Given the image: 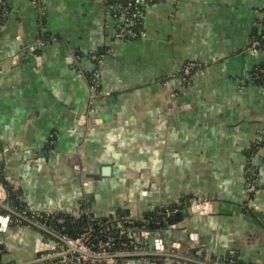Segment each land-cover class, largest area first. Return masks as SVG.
<instances>
[{"label": "crops", "instance_id": "1", "mask_svg": "<svg viewBox=\"0 0 264 264\" xmlns=\"http://www.w3.org/2000/svg\"><path fill=\"white\" fill-rule=\"evenodd\" d=\"M3 2L1 264H41L53 250L40 252V235L66 247L18 216L6 186L42 215L102 220L126 211L144 222L161 206L184 207L177 225L128 232L147 258L108 264H208L232 254L264 264V90L252 77L264 57L250 46L264 0H158L137 40L117 37L105 0ZM189 64L200 66L184 82ZM252 146L261 187L253 198ZM194 199L213 213H192Z\"/></svg>", "mask_w": 264, "mask_h": 264}, {"label": "built area", "instance_id": "2", "mask_svg": "<svg viewBox=\"0 0 264 264\" xmlns=\"http://www.w3.org/2000/svg\"><path fill=\"white\" fill-rule=\"evenodd\" d=\"M145 1L146 0H137V5H136L137 7L133 8L132 17H127L125 15V12H127V10H130L134 6L131 3H129L128 6L126 7H122L120 5H113V6L107 5L108 10L110 11V14L117 21V37L118 38L128 39V40H137L145 36L146 34L145 30L141 29V30L136 31L132 28L133 25L140 24V22L138 21L135 22L136 18L144 17V13L142 12V10H139L138 7L141 6V7L146 8ZM0 3L2 4L4 8L5 4L3 0H0ZM257 44L258 43L255 40H251L250 42L251 49L257 50V47H256ZM90 60H92V62L98 66L97 68L95 67L94 69L93 82L90 83L92 86V90H93V96H97L101 92L100 74H101L102 55L101 56L96 55V54L91 55ZM194 66H200V65L189 64L185 66L183 74H182L184 82L188 81L187 76L189 75L191 68ZM261 73H264V69L261 70ZM255 78L262 79V76H260L259 74H256ZM262 88L264 90V84H262ZM257 152H258V146L256 150H254V152H251L249 159H248V164H247V181H248L247 191L250 194L256 193L258 191L255 188L259 184V174L253 164V160ZM23 208H24V205H23ZM187 209H189L194 214H200V215H206V214L213 213L212 204L209 201L200 200V199H194L193 201H191L190 204L187 206ZM180 212L181 210L179 208L171 209L166 206H161L157 211L158 218L145 219L144 223L146 225H154V226L166 225L168 226L169 220L173 219ZM29 213L30 215H28ZM19 214L23 218H27L33 221L34 223L42 226L40 224V219L43 218L42 214L31 213L26 208H24L22 213H19ZM116 219L119 220V217H116ZM123 220L124 222H127L129 221V218L124 217ZM58 222L63 223V220H59ZM48 229L58 234L59 237H61L64 240L65 242L64 244L66 245V247H64L65 249L63 248L61 250H57L56 248L55 250H53V252H49L41 256L38 259V261L41 264H108L111 260V259H108V257L115 256V255H121V254L134 255V256L144 255V257L147 258V256H145L144 246L141 244V242L133 239V237L129 233H128V238L130 239L129 251L122 252V253L121 252L112 253L110 249L113 246L114 238L110 237L106 241L93 242V240H91L92 229L87 230L81 236L75 239H72L68 236L60 234L56 229H51V228H48ZM202 264H207V263H202ZM208 264H219V263H208ZM221 264H229V263H221ZM230 264H239V263L236 262V260H233L231 261Z\"/></svg>", "mask_w": 264, "mask_h": 264}, {"label": "trees", "instance_id": "3", "mask_svg": "<svg viewBox=\"0 0 264 264\" xmlns=\"http://www.w3.org/2000/svg\"><path fill=\"white\" fill-rule=\"evenodd\" d=\"M158 2V0H146L145 1V7L139 6L138 9L142 10L144 13V17L142 18H136L135 22H140L138 25H133V29L138 31V30H145V21H146V13L148 10V7L151 6L152 4H155ZM106 5L108 6H113V5H120L122 7L128 6L129 3L133 4L134 6L125 12V15L127 17H132L133 15V8L137 7V0H105ZM116 12V11H114ZM135 12V11H134ZM263 17H264V10H263ZM121 14V13H120ZM259 27L254 30L252 33L251 39L250 40H255L257 44V50L263 55L264 57V18H261V20L258 21ZM261 50V51H260ZM96 55L101 56L102 52H97L95 53ZM94 53L91 55H95ZM90 55V56H91ZM103 56V55H102ZM95 67L97 68L98 66L95 64ZM264 69V62L261 63L260 65L256 66L252 72V77L255 80L256 84L262 86L264 84V73H261V70ZM184 70V69H183ZM197 70L196 67L191 68L190 74L187 76L188 82H191V76L194 75V72ZM256 74H259L262 76V79H256L255 76ZM93 76H94V71L89 74V81L90 83L93 82ZM254 146H252L249 150V155L248 158L251 154V152H254L253 149ZM1 173V171H0ZM261 187L259 184L256 186V190H259ZM6 190L8 191V194L10 196L9 202L10 205L19 213H22L24 210L23 204L20 201V198L17 194L16 191L12 190L11 188L6 186ZM253 194H250L251 198H253ZM171 209L174 208H179L181 212L177 214L173 219L169 220L168 226L166 225H160V226H154V225H146L142 221H132L129 220L127 222H124L123 218L127 216L126 211L124 212H119L117 217H119V220L116 218H109V219H102V220H96L91 218L89 215H82L80 217H75L72 215L68 214H47L43 215V218L40 219V224L42 226H45L47 228L51 229H56L60 234H63L65 236H68L72 239L78 238L81 236L84 232H86L89 229H92V237L91 240L93 242L97 241H106L108 238L113 237L114 242L113 246L110 249L112 253H119V252H128L130 249V239L128 238V232L131 230H142L146 229L151 232H157L161 229H166L170 226L177 225L183 220L184 216V207L183 206H173L169 207ZM157 211L153 213H149L145 216L146 219H156L158 218ZM30 215V213L28 214ZM261 216V215H260ZM116 219V220H114ZM259 219V218H258ZM16 222L18 223H24V221L20 219H15ZM59 220H63V223H59ZM121 221V222H120ZM111 222V223H110ZM124 222V223H123ZM121 223V225H120ZM170 225V226H169ZM132 232V231H131ZM1 251V250H0ZM236 260L239 264H245L242 260H240L239 256L236 254L229 255L226 258H221L217 259L215 257H212L206 262L208 263H231V261ZM1 264V261H0Z\"/></svg>", "mask_w": 264, "mask_h": 264}, {"label": "water", "instance_id": "4", "mask_svg": "<svg viewBox=\"0 0 264 264\" xmlns=\"http://www.w3.org/2000/svg\"><path fill=\"white\" fill-rule=\"evenodd\" d=\"M18 216H19L20 218H22L23 220H26V221L29 222L30 224H32V225H34V226L40 228V230H42V231H44V232H47L48 234H51V235L55 236L58 240H60L61 242L65 243L64 240H63L61 237H59V236H57V235H55V234L49 232V231L46 230L44 227H42V226H40V225L34 223L33 221H31V220H29V219L23 218V217L20 216V215H18ZM143 235L146 236V237L148 238V241H150L151 236H150L149 233L144 232ZM39 238H40V239H39V242H38V243H39V246L41 247L40 252L43 253V252H45V251L49 252V251H51V250H55V247H51L50 244L48 245V244H45V243L43 242V237H42L41 235H40ZM132 256H134V255H123V254H121V255H115V256L108 257V259H111V260L113 259V260H114V259H116V258H128V257H132ZM142 256H143V255H142ZM143 257H144V256H143Z\"/></svg>", "mask_w": 264, "mask_h": 264}]
</instances>
